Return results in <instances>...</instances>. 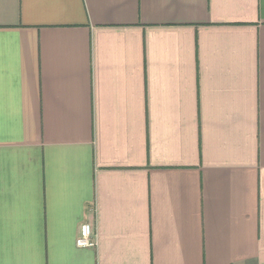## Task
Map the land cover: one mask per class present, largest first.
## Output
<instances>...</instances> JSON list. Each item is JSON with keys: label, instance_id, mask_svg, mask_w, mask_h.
<instances>
[{"label": "crops", "instance_id": "1", "mask_svg": "<svg viewBox=\"0 0 264 264\" xmlns=\"http://www.w3.org/2000/svg\"><path fill=\"white\" fill-rule=\"evenodd\" d=\"M0 264H264V0H0Z\"/></svg>", "mask_w": 264, "mask_h": 264}, {"label": "built area", "instance_id": "2", "mask_svg": "<svg viewBox=\"0 0 264 264\" xmlns=\"http://www.w3.org/2000/svg\"><path fill=\"white\" fill-rule=\"evenodd\" d=\"M76 246L81 249H93L96 246L94 230L88 224H82L76 239Z\"/></svg>", "mask_w": 264, "mask_h": 264}]
</instances>
